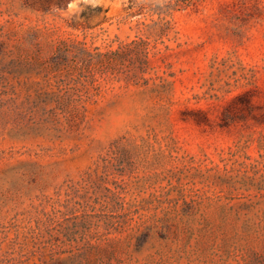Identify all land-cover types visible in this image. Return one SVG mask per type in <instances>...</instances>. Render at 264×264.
<instances>
[{
  "label": "rangeland",
  "instance_id": "obj_1",
  "mask_svg": "<svg viewBox=\"0 0 264 264\" xmlns=\"http://www.w3.org/2000/svg\"><path fill=\"white\" fill-rule=\"evenodd\" d=\"M0 264H264V0H0Z\"/></svg>",
  "mask_w": 264,
  "mask_h": 264
},
{
  "label": "trees",
  "instance_id": "obj_2",
  "mask_svg": "<svg viewBox=\"0 0 264 264\" xmlns=\"http://www.w3.org/2000/svg\"><path fill=\"white\" fill-rule=\"evenodd\" d=\"M45 3H53L55 6L62 5V0H45ZM107 9H102V6L90 4H85L84 9L80 12L79 17L88 24V21L93 17L99 15L102 11ZM88 26V25H87Z\"/></svg>",
  "mask_w": 264,
  "mask_h": 264
}]
</instances>
